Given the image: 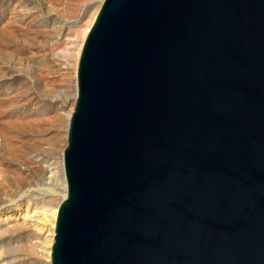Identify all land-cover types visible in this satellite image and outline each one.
Listing matches in <instances>:
<instances>
[{"label":"water","instance_id":"95a60500","mask_svg":"<svg viewBox=\"0 0 264 264\" xmlns=\"http://www.w3.org/2000/svg\"><path fill=\"white\" fill-rule=\"evenodd\" d=\"M63 166L51 264H264V0H103Z\"/></svg>","mask_w":264,"mask_h":264},{"label":"rangeland","instance_id":"374dc122","mask_svg":"<svg viewBox=\"0 0 264 264\" xmlns=\"http://www.w3.org/2000/svg\"><path fill=\"white\" fill-rule=\"evenodd\" d=\"M102 3L0 0V264H51L79 56Z\"/></svg>","mask_w":264,"mask_h":264},{"label":"bare ground","instance_id":"6f19581e","mask_svg":"<svg viewBox=\"0 0 264 264\" xmlns=\"http://www.w3.org/2000/svg\"><path fill=\"white\" fill-rule=\"evenodd\" d=\"M93 23H94V22H93ZM92 25H93V24H92ZM91 27H92V26H91ZM90 29H91V28H90ZM89 31H90V30H88L87 32H89ZM87 32H86V34H88ZM86 36H87V35H86ZM80 53H81V52H80ZM79 57H80V56H79ZM75 101H76V100H75ZM66 195H67V194H66ZM66 195H65L64 198H66ZM56 217H57V216H56ZM52 219H53V218H52ZM55 219H56V218L54 217V220H55ZM53 222H54V221H53ZM55 222H56V221H55ZM55 222H54V223H55ZM54 223H53V227H54ZM51 225H52V224H51ZM51 228H52V227H51ZM51 230H52V229H51ZM48 254H50V253H48ZM50 257H51V256H50Z\"/></svg>","mask_w":264,"mask_h":264}]
</instances>
